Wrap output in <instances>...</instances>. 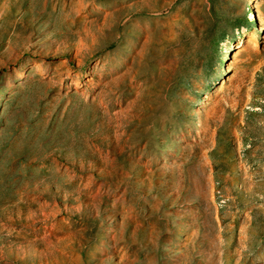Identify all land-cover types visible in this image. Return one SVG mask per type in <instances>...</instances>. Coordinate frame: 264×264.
Segmentation results:
<instances>
[{
    "label": "rangeland",
    "instance_id": "1",
    "mask_svg": "<svg viewBox=\"0 0 264 264\" xmlns=\"http://www.w3.org/2000/svg\"><path fill=\"white\" fill-rule=\"evenodd\" d=\"M0 264H264V0H0Z\"/></svg>",
    "mask_w": 264,
    "mask_h": 264
}]
</instances>
